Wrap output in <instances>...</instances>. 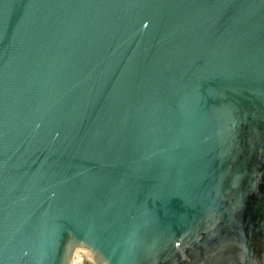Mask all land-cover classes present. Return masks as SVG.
<instances>
[{"label": "water", "instance_id": "95a60500", "mask_svg": "<svg viewBox=\"0 0 264 264\" xmlns=\"http://www.w3.org/2000/svg\"><path fill=\"white\" fill-rule=\"evenodd\" d=\"M264 263V0H0V264Z\"/></svg>", "mask_w": 264, "mask_h": 264}, {"label": "rangeland", "instance_id": "374dc122", "mask_svg": "<svg viewBox=\"0 0 264 264\" xmlns=\"http://www.w3.org/2000/svg\"><path fill=\"white\" fill-rule=\"evenodd\" d=\"M72 264H95L93 260H91L87 254L83 251H77L75 253Z\"/></svg>", "mask_w": 264, "mask_h": 264}, {"label": "bare ground", "instance_id": "6f19581e", "mask_svg": "<svg viewBox=\"0 0 264 264\" xmlns=\"http://www.w3.org/2000/svg\"><path fill=\"white\" fill-rule=\"evenodd\" d=\"M86 253V252H85ZM87 254V253H86ZM87 256L91 259V260H93V258L89 255V254H87Z\"/></svg>", "mask_w": 264, "mask_h": 264}, {"label": "built area", "instance_id": "2783aa9c", "mask_svg": "<svg viewBox=\"0 0 264 264\" xmlns=\"http://www.w3.org/2000/svg\"><path fill=\"white\" fill-rule=\"evenodd\" d=\"M77 253V252H76Z\"/></svg>", "mask_w": 264, "mask_h": 264}, {"label": "flooded vegetation", "instance_id": "af4514ba", "mask_svg": "<svg viewBox=\"0 0 264 264\" xmlns=\"http://www.w3.org/2000/svg\"><path fill=\"white\" fill-rule=\"evenodd\" d=\"M264 264V263H263Z\"/></svg>", "mask_w": 264, "mask_h": 264}]
</instances>
